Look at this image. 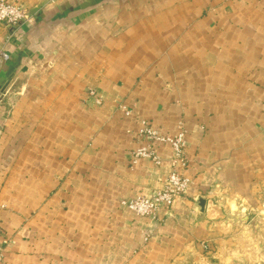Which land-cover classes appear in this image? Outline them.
<instances>
[{"label": "crops", "instance_id": "0c3cea01", "mask_svg": "<svg viewBox=\"0 0 264 264\" xmlns=\"http://www.w3.org/2000/svg\"><path fill=\"white\" fill-rule=\"evenodd\" d=\"M0 26L2 264H264V0H14ZM95 90L100 101L89 95ZM146 122L185 133L134 159Z\"/></svg>", "mask_w": 264, "mask_h": 264}, {"label": "built area", "instance_id": "2783aa9c", "mask_svg": "<svg viewBox=\"0 0 264 264\" xmlns=\"http://www.w3.org/2000/svg\"><path fill=\"white\" fill-rule=\"evenodd\" d=\"M34 20L35 14L22 3L14 0H0V26L18 31L23 26L32 24ZM0 55L8 58L6 53L1 52ZM89 95L93 96L97 102L101 100L95 90H90ZM139 135L147 139V145L134 152L135 160L140 157H149L156 165H160L162 159L156 152L155 143H169L174 150L173 169L161 189L150 197L137 196L122 201L138 215L156 217L161 207L170 208L175 199L187 190L189 179L179 171V167L183 168L187 165L185 133L180 132L175 136L164 134L151 123L146 122ZM4 252L5 246L0 243V264L4 262Z\"/></svg>", "mask_w": 264, "mask_h": 264}]
</instances>
